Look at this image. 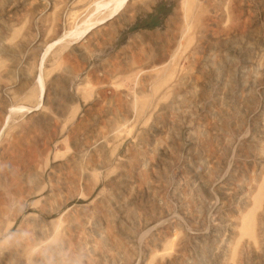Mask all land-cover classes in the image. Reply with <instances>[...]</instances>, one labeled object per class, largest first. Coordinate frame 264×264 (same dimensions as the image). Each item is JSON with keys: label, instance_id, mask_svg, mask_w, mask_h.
Returning <instances> with one entry per match:
<instances>
[{"label": "rangeland", "instance_id": "rangeland-1", "mask_svg": "<svg viewBox=\"0 0 264 264\" xmlns=\"http://www.w3.org/2000/svg\"><path fill=\"white\" fill-rule=\"evenodd\" d=\"M263 1L0 0V264H264Z\"/></svg>", "mask_w": 264, "mask_h": 264}, {"label": "bare ground", "instance_id": "bare-ground-1", "mask_svg": "<svg viewBox=\"0 0 264 264\" xmlns=\"http://www.w3.org/2000/svg\"><path fill=\"white\" fill-rule=\"evenodd\" d=\"M117 1H124V0H117ZM264 2V1H263ZM146 3V2H145ZM145 7H147V4H146V6ZM144 7H142V9H143ZM191 9V8H190ZM96 10V9H95ZM103 19V17H101V18H99L98 20H102ZM191 19V18H190ZM188 21V20H187ZM93 24V23H92ZM204 25V24H203ZM183 35V34H182ZM212 40V39H211ZM180 42V41H179ZM176 52V51H175ZM221 58V57H220ZM165 61V60H164ZM171 65V64H170ZM70 66V65H69ZM124 68H125V66H124ZM127 68V67H126ZM163 70V69H162ZM211 70V69H210ZM242 76V75H241ZM173 77V76H172ZM40 78V75H38V79ZM212 81V80H211ZM232 81V80H231ZM148 82V81H147ZM22 86V85H21ZM147 90V89H146ZM107 98V97H106ZM20 106V105H19ZM187 107V106H186ZM21 108V107H20ZM155 108V107H154ZM5 110V109H4ZM122 114V113H121ZM137 117V116H136ZM121 123V122H120ZM142 123V122H141ZM54 124V123H53ZM120 129V128H119ZM145 129V128H144ZM116 131V130H115ZM131 131V130H130ZM129 134V133H128ZM141 137V136H140ZM142 140V139H141ZM13 155V154H12ZM28 155V154H27ZM130 155V154H129ZM129 159V158H128ZM93 161V160H92ZM97 161V160H96ZM162 163V162H161ZM25 181V180H24ZM259 185V184H258ZM257 189V188H256ZM111 198V197H110ZM112 200V199H111ZM156 205V204H155ZM97 207V206H96ZM132 207V206H131ZM251 207V206H250ZM249 207V208H250ZM53 212V211H52ZM100 214V213H99ZM91 216V215H90ZM106 220V219H105ZM142 220V219H141ZM7 222V221H6ZM245 222V221H244ZM246 223H247V221H246ZM250 224V223H249ZM178 225V224H177ZM9 226V225H8ZM240 226V225H239ZM238 226V227H239ZM121 229V228H120ZM239 235V234H238ZM242 236V235H241ZM235 244V243H234ZM150 245V244H149ZM253 245V244H252ZM232 246V245H231ZM13 248V247H12ZM233 255H234V253H233ZM88 258V257H87ZM27 260V259H26ZM229 261V260H228ZM232 262V261H231ZM7 264V263H6Z\"/></svg>", "mask_w": 264, "mask_h": 264}]
</instances>
